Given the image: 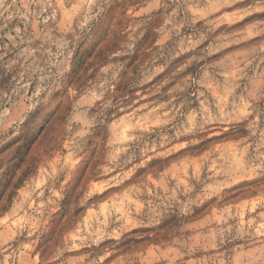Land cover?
Returning a JSON list of instances; mask_svg holds the SVG:
<instances>
[{"label": "rangeland", "instance_id": "obj_1", "mask_svg": "<svg viewBox=\"0 0 264 264\" xmlns=\"http://www.w3.org/2000/svg\"><path fill=\"white\" fill-rule=\"evenodd\" d=\"M28 144L0 264H264V0H0Z\"/></svg>", "mask_w": 264, "mask_h": 264}, {"label": "trees", "instance_id": "obj_2", "mask_svg": "<svg viewBox=\"0 0 264 264\" xmlns=\"http://www.w3.org/2000/svg\"><path fill=\"white\" fill-rule=\"evenodd\" d=\"M25 147V146H24ZM30 151V144H28L26 150L22 151L21 146L17 148V153L10 160V165L3 172L2 179L0 182V195H12L14 190L18 188V186L28 177L31 173L34 172L35 166L28 165L22 171V174L15 181L16 169H18L21 165L27 162L28 153Z\"/></svg>", "mask_w": 264, "mask_h": 264}]
</instances>
